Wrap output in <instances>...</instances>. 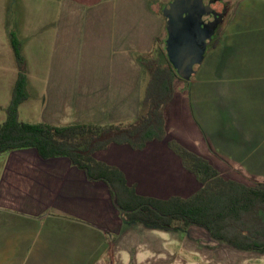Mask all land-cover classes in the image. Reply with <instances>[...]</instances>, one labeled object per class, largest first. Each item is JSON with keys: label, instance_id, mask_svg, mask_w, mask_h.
<instances>
[{"label": "crops", "instance_id": "crops-1", "mask_svg": "<svg viewBox=\"0 0 264 264\" xmlns=\"http://www.w3.org/2000/svg\"><path fill=\"white\" fill-rule=\"evenodd\" d=\"M172 1L0 0V91H4L0 99L9 100L0 102V125L6 120V108L19 73L11 35L20 43L27 66L28 100L20 105V121L54 127L134 124L145 113L143 99L149 81L141 60L163 49L159 45L167 36L163 11ZM239 10L242 13L230 24L233 30L228 29L214 48L209 47L199 68L203 67L205 78L211 81L192 83L187 101L177 98L175 85L174 99L165 109L166 130L168 119L177 114L184 118L182 128L196 136V124L189 117H199L204 122L200 128L204 141L221 151L227 150L229 130L227 120L221 118V99L229 97L241 106L264 108V52H259L264 43V0H240ZM235 50L238 54L242 50V54L234 64ZM225 74L235 80L223 86L226 95L221 94L218 102L212 103L216 117L210 122L206 120L205 104L209 113L212 111L207 92L217 90L219 86L212 79ZM203 92L205 100L194 99ZM261 117L259 124L264 132V111ZM247 133V139L255 140ZM158 144L159 141L150 142L143 150L111 145L105 150L115 149L114 153L123 157L129 168L101 160L120 168L140 195L160 199L188 197L140 191L141 187L176 188L173 181L180 171L171 168L177 173L166 179V147ZM250 150L252 146L248 144L243 153ZM176 156L187 181L191 174ZM95 187L67 158L43 159L35 149L0 154V264H117L119 258L129 262L135 259L139 264L147 256L139 251L134 255L132 248L121 245L125 231L172 233L141 224L124 226L120 217L119 227L118 213L113 211L114 218L105 216Z\"/></svg>", "mask_w": 264, "mask_h": 264}, {"label": "trees", "instance_id": "trees-1", "mask_svg": "<svg viewBox=\"0 0 264 264\" xmlns=\"http://www.w3.org/2000/svg\"><path fill=\"white\" fill-rule=\"evenodd\" d=\"M10 38L19 73L6 120L0 125V154L35 149L43 159L67 158L93 186L108 191L124 226L141 224L182 234L198 227L220 245L264 254V182L249 185L224 177L205 158L170 143L200 187L188 197L160 199L140 195L120 168L97 157L111 145L143 150L150 142L165 140V109L174 99L176 80L181 79L166 48L141 60L149 81L143 99L145 113L134 124L54 127L19 119L20 105L28 100L27 66L20 43L13 35Z\"/></svg>", "mask_w": 264, "mask_h": 264}, {"label": "rangeland", "instance_id": "rangeland-1", "mask_svg": "<svg viewBox=\"0 0 264 264\" xmlns=\"http://www.w3.org/2000/svg\"><path fill=\"white\" fill-rule=\"evenodd\" d=\"M239 2L240 0H221V2H218L214 5V8L220 12L224 8L227 9L224 12L226 17L220 29V36L226 34L228 29L233 30V27L230 26L231 22H233L234 18H237L238 13H242L240 12V10L239 12L237 11ZM240 17L241 16H239V18ZM166 34L167 36L163 37L159 44L161 45V47H163V50L164 48H166L168 32ZM261 35H264V29L261 30ZM260 46L262 47V51L260 50L259 52L263 53L264 43L262 42ZM210 50L212 51V48ZM240 54H242V50L239 54L235 50V58L233 60L234 64L239 60ZM231 80H235V77L231 76L230 74H225L222 77H219L217 80L212 79V82L216 81L219 87H217V90L207 92L210 93V98H208L211 100L209 101V106L211 107L212 111L209 113V108L207 104H205V107L207 108L206 120L210 122L214 121L216 116H214L215 107L212 103H215V101L218 102L217 99L222 96L221 94L226 95V91L223 86H227V83H232ZM210 81L211 80H207L205 78L203 67L199 69V72H197V74L190 81L177 79V98L184 101L189 100L190 92H188V87L192 83L197 84ZM2 93H4V91H0V94ZM203 94L204 92L202 93V96L195 95L194 99L199 101L200 99L205 100ZM6 101L9 100L0 99V102ZM220 105L223 113H221V118H223V120H227V123L229 124L227 135L228 142L226 145L227 150L225 149L226 151H221L214 146L206 144L203 139V137H205L204 133L200 129L203 125L202 123L204 122L201 123L199 117H194L195 120L193 119V117H189V121L193 125L196 124L194 128L196 133L195 136L193 132H189L186 129L182 128V121L184 122V118L176 114V118L173 119L172 117L168 119V130H166V132L168 131V133L164 143L162 144L160 143L161 141H159L158 144V146L162 144L164 147H166L164 153V173L167 177L166 179H172L173 175L177 173L176 171H172L171 168H178V170L180 171L177 174L179 177L175 176L173 181V183H175L176 185V188H173L172 191L168 186H164L163 188L160 187L158 189L151 187L143 189L141 187V192H146L149 189L150 193L157 196L167 197L172 194L189 196L198 189L199 185L191 175H188L189 180L184 181L186 172L183 171L181 167H178L180 161L176 156L177 152L170 146V143L181 146L182 148H185L189 151H191L189 148L195 149V151L192 152H196L206 159H209L210 163L215 165V167L219 169L221 173L227 178L239 180L248 184H252L256 181H264V132L261 131L262 125L259 124V120H262L261 114H263L264 108L244 105L241 106L239 105L238 101L230 100L229 97H227V99L225 100H223L222 98ZM247 132L251 133L254 136L255 140H253L256 144L251 138L247 139L246 136H244V134L250 136ZM258 136H261L262 138L257 139ZM155 144L157 145V143ZM248 144H251L252 150H250L249 153H243L245 147L248 146ZM159 149L160 147L158 148V150ZM114 150L115 149H112L111 152L101 151L97 153V157L100 160L102 159L104 161L118 163L122 167L129 168L128 163H125L127 161H125L123 157L116 155L114 153ZM161 159L163 162V157H161ZM129 171L131 173L130 169ZM177 182L179 184H177ZM93 190L95 194L97 190L99 191V196L101 197V202L99 201V205L104 207L105 216H115V213L113 212L115 211V209L111 204L108 191L103 187H95L93 188ZM107 205L108 210L105 209V206ZM70 213L72 214V212ZM119 217V214H117V222L115 221L117 225H119V223L121 225ZM80 220L84 221V219ZM85 221L92 225L94 224L92 221ZM119 227L117 229H119ZM101 228L108 231L107 227ZM141 230L142 232L137 231V229L128 230V232L125 231L124 233L126 235H122L121 237H124L120 240L122 246L126 245L127 248H132L131 252L134 255L136 254V251H139L141 253L143 252V254L147 256L146 258L142 259L139 264H264L263 254L239 252L230 247L220 245L214 242L206 231L198 227H191L187 234L178 232L158 233L149 230L148 232H145L143 231L144 229ZM116 247L117 245L115 246V248ZM117 264L137 263L135 259L132 260V262H129V259H122L120 261L119 258Z\"/></svg>", "mask_w": 264, "mask_h": 264}, {"label": "water", "instance_id": "water-1", "mask_svg": "<svg viewBox=\"0 0 264 264\" xmlns=\"http://www.w3.org/2000/svg\"><path fill=\"white\" fill-rule=\"evenodd\" d=\"M168 37L167 57L184 81H190L202 65L208 43L218 24H206L205 0H173L164 8Z\"/></svg>", "mask_w": 264, "mask_h": 264}, {"label": "flooded vegetation", "instance_id": "flooded-vegetation-1", "mask_svg": "<svg viewBox=\"0 0 264 264\" xmlns=\"http://www.w3.org/2000/svg\"><path fill=\"white\" fill-rule=\"evenodd\" d=\"M218 2H221V0H205V5H206L207 10H208V14L204 17L205 23L206 24H213V23L218 24V25H216V27L214 29L212 40L208 43L207 50L209 49V47H212L216 42H218V39L220 36V29H221V26L223 25L224 19L226 17L224 12L227 9L224 8L220 12L214 8V5ZM207 50H206V53H207ZM205 56H206V54H205Z\"/></svg>", "mask_w": 264, "mask_h": 264}]
</instances>
